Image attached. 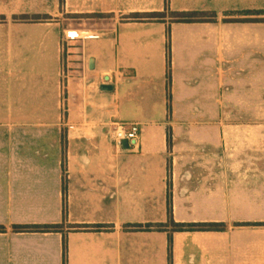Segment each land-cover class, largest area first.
Returning a JSON list of instances; mask_svg holds the SVG:
<instances>
[{
	"label": "crops",
	"instance_id": "0c3cea01",
	"mask_svg": "<svg viewBox=\"0 0 264 264\" xmlns=\"http://www.w3.org/2000/svg\"><path fill=\"white\" fill-rule=\"evenodd\" d=\"M165 5L215 17H128ZM252 19L264 0H0V264H63L64 246L65 264H264ZM113 122L138 123V146ZM168 216L224 228L155 227ZM45 224L62 227L13 229Z\"/></svg>",
	"mask_w": 264,
	"mask_h": 264
},
{
	"label": "trees",
	"instance_id": "16d2710c",
	"mask_svg": "<svg viewBox=\"0 0 264 264\" xmlns=\"http://www.w3.org/2000/svg\"><path fill=\"white\" fill-rule=\"evenodd\" d=\"M167 4V0H165ZM255 14H261L260 11H257ZM101 16V15H97ZM129 18L137 21H146V20H158L163 21L166 17H169L170 20L175 22H203V21H213L215 14L213 12H201V11H183L169 12L164 9L159 12H142V13H131L128 15ZM20 20L29 21L36 19V15H20ZM248 19H232V21H242ZM252 20H263L264 19H252ZM227 21V19H226ZM167 140L170 142V134L167 132ZM168 221L166 223L156 224L155 227L158 229H164L166 227H171L173 230H211V229H223L224 225L217 223H175L171 217L168 216ZM244 224H252V225H262L263 223H244ZM150 225H146L145 228H148ZM62 227L61 224H45V225H14L13 229L16 232H57ZM97 227V226H96ZM133 227L140 228V225H133ZM0 230H2V226H0ZM63 264H65V246L63 250Z\"/></svg>",
	"mask_w": 264,
	"mask_h": 264
},
{
	"label": "built area",
	"instance_id": "2783aa9c",
	"mask_svg": "<svg viewBox=\"0 0 264 264\" xmlns=\"http://www.w3.org/2000/svg\"><path fill=\"white\" fill-rule=\"evenodd\" d=\"M66 39H72L71 35H66ZM111 140L118 148L122 147V142L127 141L129 147L138 146V123H117L113 122L110 125Z\"/></svg>",
	"mask_w": 264,
	"mask_h": 264
},
{
	"label": "water",
	"instance_id": "95a60500",
	"mask_svg": "<svg viewBox=\"0 0 264 264\" xmlns=\"http://www.w3.org/2000/svg\"><path fill=\"white\" fill-rule=\"evenodd\" d=\"M89 68L90 69H93L94 68V61H93L92 58L89 59ZM101 89L111 90L112 89V86L111 85L103 84V85H101ZM122 147H123V149H128V143H127V141H123L122 142Z\"/></svg>",
	"mask_w": 264,
	"mask_h": 264
},
{
	"label": "rangeland",
	"instance_id": "374dc122",
	"mask_svg": "<svg viewBox=\"0 0 264 264\" xmlns=\"http://www.w3.org/2000/svg\"><path fill=\"white\" fill-rule=\"evenodd\" d=\"M165 4H166V2H165ZM166 8H167V5H165V7H164V9L166 10ZM97 17H99V16H97ZM124 18H125V16H124ZM126 20V19H125ZM147 28H144V29H139L138 31H148V30H146ZM56 31V30H55ZM124 30H122V29H120L119 30V33H122Z\"/></svg>",
	"mask_w": 264,
	"mask_h": 264
}]
</instances>
